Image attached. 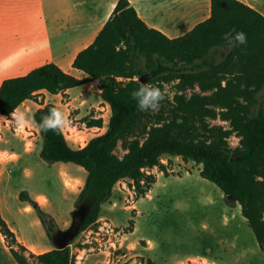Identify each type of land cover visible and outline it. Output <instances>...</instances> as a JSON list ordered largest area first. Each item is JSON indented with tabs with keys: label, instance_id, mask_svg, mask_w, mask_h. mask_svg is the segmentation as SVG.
Returning <instances> with one entry per match:
<instances>
[{
	"label": "trees",
	"instance_id": "1",
	"mask_svg": "<svg viewBox=\"0 0 264 264\" xmlns=\"http://www.w3.org/2000/svg\"><path fill=\"white\" fill-rule=\"evenodd\" d=\"M232 29L246 34V44L224 39ZM73 66L88 76L80 80L47 62L24 76L5 79L0 86V113L10 117L41 90L55 95L99 80V96L110 115L104 132L91 136L83 147L72 146L63 129L44 132L39 127L42 117L58 108L56 103L46 102L32 114L41 137L40 158L74 163L86 171L74 210L84 202L91 209L80 232L98 221L102 205L120 180L130 179L138 197L148 192L156 175L145 169L163 170L161 157L168 154L201 164L203 178L215 183L225 198L233 195L264 250L263 13L239 0H211L209 18L170 38L149 27L129 0H118L110 19L94 42L78 53ZM141 77L163 92L166 83L174 84L173 96L164 92L156 113L137 110L130 95ZM218 118L229 127L209 121ZM87 124L102 127L104 119L89 118ZM232 134L239 138L235 147L228 141ZM119 146L125 151L122 155ZM18 197L31 204L52 242L61 230L54 215L26 190H20ZM0 232L17 264H30V259L38 264H75L72 242L41 253L29 251L2 216L1 205ZM139 264L155 262L147 259Z\"/></svg>",
	"mask_w": 264,
	"mask_h": 264
},
{
	"label": "rangeland",
	"instance_id": "2",
	"mask_svg": "<svg viewBox=\"0 0 264 264\" xmlns=\"http://www.w3.org/2000/svg\"><path fill=\"white\" fill-rule=\"evenodd\" d=\"M246 1L264 13V0ZM164 92L172 97L174 84L166 83ZM49 101L65 114L62 129L74 147H81L91 136L104 132L110 111L99 109L104 124L90 127L87 120L99 118L97 101L82 104L69 95L36 94L28 106L11 114L13 123L0 137L2 216L29 243L48 242L51 248L53 242L47 238L31 204L19 199V191L26 190L35 200L41 196L42 207L54 215L61 229H67L86 171L74 163H49L38 155L41 137L35 131L32 114ZM67 101H73L72 105ZM21 114L26 123L21 121ZM209 121L229 127L227 121L219 118ZM228 141L232 147L239 144L235 134ZM117 152L122 155L125 151L119 146ZM161 162L163 170L157 166L145 169L157 176L148 193L138 197L130 179L116 186L113 196L102 205L98 221L72 240L75 264H139L147 259L155 264H208L199 258L209 256L211 249L220 264H264V250L242 214L241 205L219 198L220 188L200 175L201 164L168 154L161 157ZM108 240H114L116 246ZM6 243L0 232V264H17L10 249L7 252ZM222 247H232L233 252L226 253ZM239 252L241 257L234 255ZM30 262L38 264L32 259Z\"/></svg>",
	"mask_w": 264,
	"mask_h": 264
},
{
	"label": "crops",
	"instance_id": "3",
	"mask_svg": "<svg viewBox=\"0 0 264 264\" xmlns=\"http://www.w3.org/2000/svg\"><path fill=\"white\" fill-rule=\"evenodd\" d=\"M239 1L252 6L246 0ZM117 2L118 0H0V86L5 79L24 76L47 62L57 64L65 72L80 80L86 78L88 75L75 68L73 62L80 51L94 42L112 16ZM129 2L149 27L161 31L170 38L188 33L196 24L211 15V0H129ZM41 93L49 94L45 90L36 94ZM99 93V80H95L63 90L54 96L69 95L82 104L95 100L98 102L96 116L100 118L103 114L99 109L110 111V108L101 101ZM29 101L23 102L21 106H28ZM72 102L67 101V104L72 105ZM18 109L12 114L15 115ZM11 123L13 119L0 113V137L9 129ZM35 131L37 132L36 129ZM29 143L30 141L26 142ZM124 180L115 184L112 196L116 186ZM218 194L220 199L225 198L223 192ZM36 199L41 205L44 204L41 196ZM3 204L4 199L0 194V205ZM26 209L31 211L30 206H26ZM10 227L15 231L18 241L29 251L41 253L51 249L48 242L29 243L19 235L14 226ZM108 241L116 246L114 240ZM5 245L9 252L7 243ZM222 249L226 253L233 252L232 247L228 250L224 247ZM212 252L213 249L209 251V256L199 259L207 261L208 264H220L211 255ZM234 255L241 257L242 253Z\"/></svg>",
	"mask_w": 264,
	"mask_h": 264
},
{
	"label": "clouds",
	"instance_id": "4",
	"mask_svg": "<svg viewBox=\"0 0 264 264\" xmlns=\"http://www.w3.org/2000/svg\"><path fill=\"white\" fill-rule=\"evenodd\" d=\"M224 39L228 42H235L236 45H244L247 42L246 34L243 31L232 29L224 33ZM135 102L137 110L141 112L156 113L160 109L161 101L165 98V93L156 85L150 83H139L130 93ZM20 119L22 122L23 115ZM65 114L57 107H52L48 114L43 116L39 127L44 131L58 132L64 126Z\"/></svg>",
	"mask_w": 264,
	"mask_h": 264
},
{
	"label": "water",
	"instance_id": "5",
	"mask_svg": "<svg viewBox=\"0 0 264 264\" xmlns=\"http://www.w3.org/2000/svg\"><path fill=\"white\" fill-rule=\"evenodd\" d=\"M142 83H146L147 78H140ZM227 201L230 203L235 202V197L233 195H228L226 197ZM91 209V204L89 202H84L80 204L72 213V223L69 228L61 229L56 235L53 236L52 242L57 248H64L68 246L72 240L79 234L81 227L84 223L85 217Z\"/></svg>",
	"mask_w": 264,
	"mask_h": 264
},
{
	"label": "built area",
	"instance_id": "6",
	"mask_svg": "<svg viewBox=\"0 0 264 264\" xmlns=\"http://www.w3.org/2000/svg\"><path fill=\"white\" fill-rule=\"evenodd\" d=\"M35 94H36V93H35ZM73 121H74V120L71 118V123H73ZM85 144H86V143L82 144L81 147H83ZM111 230H114V229L111 228Z\"/></svg>",
	"mask_w": 264,
	"mask_h": 264
}]
</instances>
